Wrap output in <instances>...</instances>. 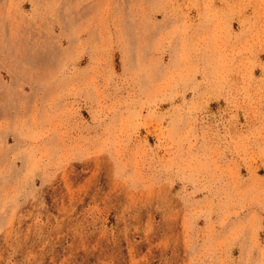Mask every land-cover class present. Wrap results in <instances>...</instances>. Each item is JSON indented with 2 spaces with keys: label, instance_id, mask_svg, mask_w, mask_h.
I'll return each mask as SVG.
<instances>
[{
  "label": "rangeland",
  "instance_id": "374dc122",
  "mask_svg": "<svg viewBox=\"0 0 264 264\" xmlns=\"http://www.w3.org/2000/svg\"><path fill=\"white\" fill-rule=\"evenodd\" d=\"M0 264H264V0H0Z\"/></svg>",
  "mask_w": 264,
  "mask_h": 264
}]
</instances>
